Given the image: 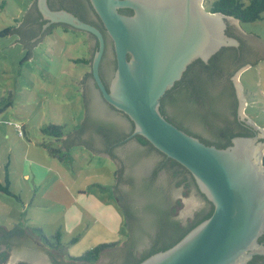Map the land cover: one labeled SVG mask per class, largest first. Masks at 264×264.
I'll use <instances>...</instances> for the list:
<instances>
[{"label":"water","instance_id":"obj_1","mask_svg":"<svg viewBox=\"0 0 264 264\" xmlns=\"http://www.w3.org/2000/svg\"><path fill=\"white\" fill-rule=\"evenodd\" d=\"M34 1L41 19L45 20L43 30L50 24L60 23L84 31L89 45V58L94 50L92 45H95V41L98 43L89 65L91 78L81 83L84 118L85 101L89 99V95L84 93L87 91L98 104L96 111L90 103V115L114 120L128 128V122L122 115L124 113L133 123L131 135L143 136L157 150L184 166L194 177L199 191L213 204V211L208 218L171 247L151 254L138 264H247L254 255H263L264 243H259V237L264 233V140L259 138H264V128L258 127L250 117L244 115L247 100L239 76L248 66L264 60V41L244 33L238 27L240 21L237 18L206 10L203 0H89L111 38L115 51L116 69L106 88L99 72L105 47L100 29L81 20L71 11L51 8L49 0H33L26 12ZM121 8H129L132 13L123 14L119 11ZM26 12L23 20L9 31V35L15 33L19 36L16 42L23 44L21 49L29 50L30 59L32 48L45 34L34 44L25 45V34L19 30H22ZM229 25L249 44L247 57L251 62L239 67L231 76L238 102L237 114L240 119L259 129L260 134L253 137L235 136L230 145L218 148L170 122L161 113L160 100L181 79L193 61L201 59L208 62L222 47H237L240 44L236 37L227 33ZM100 95L122 113L109 108ZM191 125L196 131L207 133L200 124ZM71 142V146H84V142L79 143L77 139ZM135 146L139 147L133 139L114 149L118 166L109 154L90 151L108 157L118 169L121 160L125 161L126 152ZM144 154L135 163L125 165V177L147 175L157 156L155 152ZM126 186L120 184L121 189ZM154 187L166 198L167 204L173 203L175 218L182 223L205 208V201L194 189L185 195L186 189L176 186L165 172L160 174ZM114 196L123 211L115 193ZM137 202L140 205L142 198ZM22 222L23 215L18 225ZM125 226L128 230L126 217ZM148 244V238L142 239L135 251L142 252ZM8 253L4 264L17 261L51 264L45 247L32 238L13 246ZM110 259L111 255H102L97 264Z\"/></svg>","mask_w":264,"mask_h":264},{"label":"rangeland","instance_id":"obj_2","mask_svg":"<svg viewBox=\"0 0 264 264\" xmlns=\"http://www.w3.org/2000/svg\"><path fill=\"white\" fill-rule=\"evenodd\" d=\"M212 1L203 0L206 10ZM28 2L0 0V182L8 180L12 193L0 190V225L13 227L23 215L21 226L29 232L38 235L41 229L51 238L59 229L66 255L81 256L100 243L121 244L128 236L112 189L116 168L111 159L82 145L70 146L64 160L41 146H63L43 128L62 125L68 134L84 119L81 83L90 68L81 59L89 58V45L84 31L56 25L28 59L29 50L16 42L19 36L9 35L23 20ZM238 27L264 41V10L261 18ZM239 80L248 102L244 115L264 128V60L244 69ZM18 262L25 261L13 264Z\"/></svg>","mask_w":264,"mask_h":264},{"label":"trees","instance_id":"obj_3","mask_svg":"<svg viewBox=\"0 0 264 264\" xmlns=\"http://www.w3.org/2000/svg\"><path fill=\"white\" fill-rule=\"evenodd\" d=\"M61 6L55 8L50 5L54 9H66L63 5ZM66 10L69 11V9ZM208 10L212 12H223L233 16L240 21V24L253 22L261 18V13L264 10V0H249L247 3L242 0H213ZM119 11L123 14L132 13V10L129 8H121ZM74 14L81 20L87 22L85 16L77 13ZM44 23L45 20L41 19V14L34 1L31 8L26 12L22 24L23 27H21L22 30H19L25 34L23 35V42L26 46L34 44L44 34L50 32L54 26L62 25L60 23H53L43 32L41 31L40 34L39 29ZM89 23L99 28L105 37L106 32L102 26L94 21ZM33 25L35 26L33 27ZM33 28L37 29L33 30ZM8 31L9 29L6 28L5 32ZM90 35L94 37L92 34ZM105 43L107 44L106 41ZM97 48L98 43L96 41L92 55ZM106 51L102 56L99 72L106 88H108L107 82L101 73V65L106 59ZM233 52V47H222L216 54L209 58L208 62H204L201 59L193 61L188 65L181 79L176 81L160 100L161 113L170 122L188 134H191L190 130L194 129L191 123L200 124L207 133H200L201 136L199 139L206 144L215 145L218 148H224L230 145L233 137L239 134H245L241 131L242 127L238 121L236 122V117L234 116L237 97L233 82L230 77H224V73L231 68ZM92 55L90 58H83L81 60L90 65ZM114 63L116 66V59H114ZM88 77L91 78L90 71L85 72L82 80L85 81ZM3 108L4 106L0 105V112ZM128 120L130 121L129 132H132L133 123L129 118ZM118 131V125L116 123L86 115L79 127L68 134H64L63 126L57 124H50L42 129L44 134L55 136L57 138L56 140L62 143L63 146L55 148L43 143L40 144L50 156L64 160L71 146V141L77 139L79 143L84 142V146L91 148L92 145L88 142L89 140L83 138L85 134H88L89 139H94V134L99 133L102 134L107 142H113L116 136L119 135L120 131ZM200 134L193 136L198 137ZM135 138L144 146V149L137 152L129 160L131 164L135 163L138 158L145 156L144 152L147 154L150 152L158 153L161 156V160L160 163L156 164L152 175L148 178L139 179L134 176L124 178V167H119L114 172L116 182L113 191L124 211L128 228V236L122 245H120L119 241L100 243L84 252L81 256L66 255V246L61 242V231L59 229L50 235L51 238H49V236L42 233L41 229H37L39 234L35 235L32 231L29 232L24 226L18 224L9 228L0 225V243L5 244L10 249L24 241L30 240V235H33L38 239L39 244L44 245L46 253L50 257L54 258V255H56L62 259L60 261L53 259L54 264H62L65 261L69 263L96 264L102 255H111L109 264H138L151 254L165 250L178 242L193 227L211 215L214 208L213 204L199 191L194 177L184 166L157 150L143 136L135 135ZM62 148H65L64 151L66 153H62ZM104 152L111 156L114 155L110 146ZM162 168L166 169L170 178L176 183V186H182L186 189L184 192L185 195L189 190L195 188L206 201L205 208L195 213L185 223L175 218V207L173 204H167L166 199L154 187L157 173ZM120 184H127V190L123 192ZM8 185V180H6V184L0 182V190L12 194ZM140 198H142V202L138 205L136 203H138L137 201ZM176 203L178 204L179 201ZM145 238L149 240L148 247L142 252L137 253L135 251L137 244ZM259 238L261 239V236ZM1 256L5 258L6 253L1 254ZM257 257L262 258V256L254 255L253 259L247 264H255ZM117 260L118 263H115ZM18 264L28 263L19 262Z\"/></svg>","mask_w":264,"mask_h":264},{"label":"flooded vegetation","instance_id":"obj_4","mask_svg":"<svg viewBox=\"0 0 264 264\" xmlns=\"http://www.w3.org/2000/svg\"><path fill=\"white\" fill-rule=\"evenodd\" d=\"M52 6V7H60L61 5H63V7H65L66 9H69V11H71L72 10V13H77V14H79V15H82V16H85V18H86V21L89 23V22H91V21H94L95 23H98L100 26H102V28H104L103 27V24H102V22H101V20L99 19V17H98V15L93 11V9H92V7H91V5H90V3H89V0H64V1H62V0H49V6ZM62 7V6H61ZM131 14V13H130ZM50 25H52V24H50ZM50 25H48L47 27H49ZM35 25H33V27H34ZM59 26H61L63 29H71V30H74V29H72V28H70L69 26H67V25H65V24H62V25H59ZM37 27V26H36ZM46 27V28H47ZM55 27V26H54ZM45 28V29H46ZM37 28H33V30H36ZM44 29V30H45ZM43 29H42V27L39 29V32H40V34H41V31L43 32L44 31ZM52 30V29H51ZM105 30V29H104ZM106 32V31H105ZM227 33L229 34V35H231V36H233V37H236L238 40H239V42H240V44L237 46V47H233L234 48V52H233V54H232V60H231V68L228 70V71H226L225 73H224V77L226 78V77H230L231 78V76L234 74V72L239 68V67H241V66H243V65H245V64H249V63H251L250 62V59L247 57V54H248V43H245L244 42V40L242 39V35L241 34H239L238 32H237V30L234 28V27H232L231 25H229L228 26V28H227ZM39 35V34H38ZM104 37V36H103ZM95 39V38H94ZM104 41H106L107 42V44L105 43V47H104V52L106 51V59L103 61V63H102V65H101V73L103 74V77H104V79L106 80V82H107V85L109 86V83H110V81H111V79H112V77H113V75H114V72H115V69H116V66H115V63H114V59H116L115 58V51H114V47H113V42H112V40H111V38L108 36V34H106L105 33V37H104ZM95 44H96V41H95ZM95 46V45H94ZM94 46L92 45V48L94 49ZM104 52H103V55H104ZM102 55V56H103ZM84 93H86V94H88L89 95V99H87L86 101H85V106H86V115H90V113H89V108H90V103H91V105H94L95 106V108H96V111H97V109H98V104H97V102L96 101H94V99L92 98V96L90 95V93L88 92L87 93V91H85ZM244 94H245V92H244ZM100 97H101V95H100ZM245 97H246V94H245ZM102 98V97H101ZM246 100H247V97H246ZM102 101L104 102V103H106V105L107 106H109V108H111V109H113L114 111H116V112H119V113H122L121 111H119V110H116L115 108H113L110 104H108L103 98H102ZM237 105H238V102H237ZM247 105H248V102H247ZM247 105H246V107H245V109L247 108ZM245 109H244V112H245ZM122 115H123V117L126 119V121L128 122V128H125V126H123L122 124H120V123H117L116 121H114V120H111V119H103V118H101L102 120H107V121H111V122H114V123H116V125H118V130L120 131H118L119 132V135H117L116 136V139H115V141H113V142H107V140L106 139H104V137L102 136V134H99V133H95L94 134V139H89V136H88V134H85L84 135V138L86 139V140H89L88 142L92 145L91 146V148H89V150H91L92 152H95V153H97V154H105L106 152H104V151H106V150H108V146H110V149H111V151L113 152V154L114 155H109L110 156V158L113 160V161H115V163H116V165H117V163H119L118 162V158H117V156H116V154H115V151H114V149L115 148H117L118 146H120V145H122V144H125V143H128L129 141H131V140H136L137 141V139L135 138V135H131V132H129V130H130V121L128 120V118L126 117V115L124 114V113H122ZM90 116H93V117H95L93 114L92 115H90ZM235 117H236V122L238 121L239 123H240V125H241V127H242V130L241 131H243L245 134H239V135H237V136H251V137H253V136H257V135H259L260 134V130L259 129H256L254 126H252L250 123H248L246 120H242V119H240L239 118V116H238V114H237V106H236V110H235V115H234ZM114 133H116L115 131H114ZM190 133L192 134V135H197V134H200V132H198V131H196L195 129H192V130H190ZM200 136H201V134L200 135H198V138H200ZM260 140H264V138H262V137H260L259 138ZM121 142V143H120ZM138 142V145H139V147H136L135 146V148H130V147H128V148H130L127 152H126V155H125V161L123 160H121V162H120V167L122 166V167H125V165L126 164H128L129 165V163H130V159L133 157V156H135L136 155V153L137 152H139V151H141L142 150V147H144L143 145H141L140 144V142L139 141H137ZM156 156H157V158L155 159V161H154V163H153V165L150 167V169L148 170V173H147V175L146 176H143V177H138L139 179L140 178H148L149 176H151L152 175V172H153V170L155 169V167H156V164L157 163H160V160H161V156H160V154H158V153H156ZM141 158H138V160H140ZM263 163H264V154H263ZM118 166V165H117ZM162 172H165V173H167V171H166V169L165 168H162V169H160V171L157 173V176H156V180H155V183H154V185L155 184H157V181H158V179H159V177H160V174L162 173ZM168 174V173H167ZM123 175H124V170H123ZM127 177H129V176H124V178H127ZM135 177V176H134ZM137 178V177H136ZM138 180V179H137ZM136 181V180H135ZM127 188H128V186H126V188H122L123 189V192L124 191H126L127 190ZM194 191H196V189L194 188ZM196 193L197 194H199L197 191H196ZM200 195V194H199ZM165 198V197H164ZM166 199V198H165ZM204 200V199H203ZM205 201V200H204ZM167 202V201H166ZM178 202V201H177ZM206 202V201H205ZM173 204V203H172ZM176 204V203H175ZM260 239V238H259ZM259 243H264V233L261 235V239L259 240ZM149 245V244H148ZM148 245H147V247H148ZM146 247V248H147ZM10 249H9V247H7L5 244H3V243H0V262H2L3 261V259L4 258H2V256H1V254H3V253H6V255H7V253H8V251H9ZM52 251V250H51ZM50 251V252H51ZM45 252H46V248H45ZM52 254V253H51ZM53 255H54V253H53ZM259 256H262V258L261 257H257L256 259H255V264H264V258H263V256H264V254L263 255H259ZM48 257H49V259H50V261H51V264H54L53 263V259H56V260H62L60 257H58V256H56V255H54V258H52V257H50V255L48 254ZM254 257V256H253ZM253 257H252V259H253ZM19 263V262H18ZM18 263H16V264H18ZM97 263H98V261H97ZM96 263V264H97ZM110 263V260H108L107 262H104L103 264H109ZM115 263H118V260L115 262ZM62 264H72V263H69V262H62Z\"/></svg>","mask_w":264,"mask_h":264},{"label":"crops","instance_id":"obj_5","mask_svg":"<svg viewBox=\"0 0 264 264\" xmlns=\"http://www.w3.org/2000/svg\"><path fill=\"white\" fill-rule=\"evenodd\" d=\"M31 1H32V0H29V2H28L27 5H26L27 7L32 3ZM23 11H24V10H22V12H23ZM41 146H42V145H41ZM42 147H43V146H42ZM43 148H44V147H43ZM44 150H45V149H44ZM46 153H47V152H46Z\"/></svg>","mask_w":264,"mask_h":264},{"label":"built area","instance_id":"obj_6","mask_svg":"<svg viewBox=\"0 0 264 264\" xmlns=\"http://www.w3.org/2000/svg\"><path fill=\"white\" fill-rule=\"evenodd\" d=\"M16 128L19 130V133H21L20 126L17 125Z\"/></svg>","mask_w":264,"mask_h":264}]
</instances>
